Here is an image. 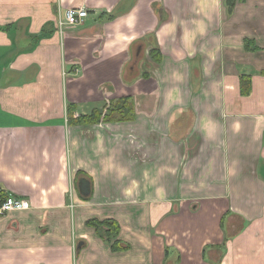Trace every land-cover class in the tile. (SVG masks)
<instances>
[{
	"label": "crops",
	"instance_id": "1",
	"mask_svg": "<svg viewBox=\"0 0 264 264\" xmlns=\"http://www.w3.org/2000/svg\"><path fill=\"white\" fill-rule=\"evenodd\" d=\"M0 188V264H264V0H0Z\"/></svg>",
	"mask_w": 264,
	"mask_h": 264
},
{
	"label": "trees",
	"instance_id": "2",
	"mask_svg": "<svg viewBox=\"0 0 264 264\" xmlns=\"http://www.w3.org/2000/svg\"><path fill=\"white\" fill-rule=\"evenodd\" d=\"M237 0H227V4L229 9L232 10ZM152 59L158 61L161 54L158 48L152 46V50L150 52ZM250 90V83L243 84L242 92L247 94ZM133 100L130 95L119 97L115 100L109 101L103 108H105V114L102 116L101 113L94 111L89 116L81 115L75 121L80 122H92L99 120H108V121H121V120H130L135 117V106L133 104ZM68 109L70 112V118H72V111ZM73 121V120H72ZM5 196V191L0 188V200ZM7 197V196H5ZM6 199V198H5ZM3 200L0 201V203ZM87 225L93 227L96 231V234L99 238L111 244L112 250H125L129 248V244L123 242L119 239V234L121 230L120 223L114 218L107 219H98V218H90L87 220Z\"/></svg>",
	"mask_w": 264,
	"mask_h": 264
},
{
	"label": "built area",
	"instance_id": "3",
	"mask_svg": "<svg viewBox=\"0 0 264 264\" xmlns=\"http://www.w3.org/2000/svg\"><path fill=\"white\" fill-rule=\"evenodd\" d=\"M88 16V9L86 6H72L68 7L64 12V20L69 25H79L84 22ZM30 206L27 199L9 195L4 202L0 204V214H4L13 209H25Z\"/></svg>",
	"mask_w": 264,
	"mask_h": 264
},
{
	"label": "water",
	"instance_id": "4",
	"mask_svg": "<svg viewBox=\"0 0 264 264\" xmlns=\"http://www.w3.org/2000/svg\"><path fill=\"white\" fill-rule=\"evenodd\" d=\"M80 188H81L83 193L89 194V182L85 178L81 179Z\"/></svg>",
	"mask_w": 264,
	"mask_h": 264
}]
</instances>
